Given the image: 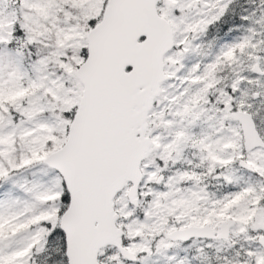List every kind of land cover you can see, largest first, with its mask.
Instances as JSON below:
<instances>
[{
    "label": "snow or ice",
    "instance_id": "snow-or-ice-1",
    "mask_svg": "<svg viewBox=\"0 0 264 264\" xmlns=\"http://www.w3.org/2000/svg\"><path fill=\"white\" fill-rule=\"evenodd\" d=\"M0 264H264V0H0Z\"/></svg>",
    "mask_w": 264,
    "mask_h": 264
}]
</instances>
